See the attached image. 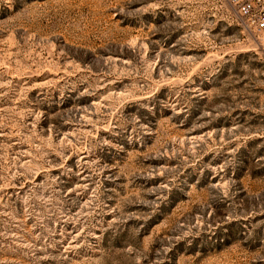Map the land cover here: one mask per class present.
<instances>
[{
  "label": "rangeland",
  "instance_id": "obj_1",
  "mask_svg": "<svg viewBox=\"0 0 264 264\" xmlns=\"http://www.w3.org/2000/svg\"><path fill=\"white\" fill-rule=\"evenodd\" d=\"M0 264H264V51L224 0H0Z\"/></svg>",
  "mask_w": 264,
  "mask_h": 264
},
{
  "label": "built area",
  "instance_id": "obj_2",
  "mask_svg": "<svg viewBox=\"0 0 264 264\" xmlns=\"http://www.w3.org/2000/svg\"><path fill=\"white\" fill-rule=\"evenodd\" d=\"M264 51V0H224Z\"/></svg>",
  "mask_w": 264,
  "mask_h": 264
}]
</instances>
